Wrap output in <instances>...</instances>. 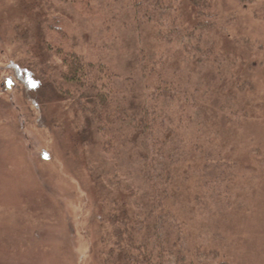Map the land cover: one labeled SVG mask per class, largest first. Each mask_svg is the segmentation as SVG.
<instances>
[{
    "label": "trees",
    "instance_id": "16d2710c",
    "mask_svg": "<svg viewBox=\"0 0 264 264\" xmlns=\"http://www.w3.org/2000/svg\"><path fill=\"white\" fill-rule=\"evenodd\" d=\"M55 3L62 6L58 14ZM16 5L24 12V23L12 28L17 47L9 66L14 78L53 93L63 102L59 113L63 107L71 115L72 145L83 153L97 200L99 261L228 264L215 249L188 246L184 220L171 202L173 183L184 163L198 181L197 193L188 204L201 202L202 192L211 191L212 185L232 183L236 164L214 144L199 142V133L208 128L205 99L188 74L185 78L170 67L167 57L161 58L157 46L173 45L174 55L201 66L218 69L219 61H228L225 55L219 59L215 46L216 34L220 42L227 35L213 0H20ZM71 11L77 23L93 25L94 46L116 27L128 36L121 63L116 64L107 50L90 56L82 53L68 21ZM142 28L151 38L150 47L141 45ZM198 32H206L207 38ZM111 37L118 40L114 32ZM187 40L196 43L194 56ZM240 74L248 77L237 67L231 84L249 85ZM53 111L57 116V108ZM230 118L236 124L239 116L230 112ZM186 125L197 135L189 143ZM187 215L194 218V210L188 209Z\"/></svg>",
    "mask_w": 264,
    "mask_h": 264
},
{
    "label": "rangeland",
    "instance_id": "374dc122",
    "mask_svg": "<svg viewBox=\"0 0 264 264\" xmlns=\"http://www.w3.org/2000/svg\"><path fill=\"white\" fill-rule=\"evenodd\" d=\"M17 1L0 0V264H102L95 233L97 200L83 153L72 145L71 115L63 107L59 113L63 102L53 93L39 91L29 81L26 88L12 75L9 60L17 47L12 28L24 23ZM213 4L227 35L220 42L214 34L215 46L220 60L224 55L229 59L217 61L218 69L201 66L194 59L182 61L174 55L173 45L170 49L157 46L172 69L180 70L185 78L188 74L198 85L208 124L199 133V142L214 144L233 158L234 178L228 186H210L211 191L202 192L201 202L188 204L197 193L198 181L184 163L173 183L171 203L184 220L189 247L200 244L215 249L228 264H264V0H213ZM61 8L55 3L57 14ZM70 13L73 36L84 55L107 50L116 64L121 63L128 39L121 29L105 32L102 42L94 46L93 25L77 23L75 13ZM205 33L198 32L207 38ZM141 34V45L150 47L146 28ZM187 43L194 56L196 43ZM237 67L248 75L240 74V78L249 85L231 84ZM221 106L224 112L219 111ZM52 108H57V116ZM230 112L238 114L236 124L230 121ZM184 134L186 143L197 137L191 126ZM188 209L194 210V218L187 215Z\"/></svg>",
    "mask_w": 264,
    "mask_h": 264
},
{
    "label": "water",
    "instance_id": "95a60500",
    "mask_svg": "<svg viewBox=\"0 0 264 264\" xmlns=\"http://www.w3.org/2000/svg\"><path fill=\"white\" fill-rule=\"evenodd\" d=\"M10 83H11V82H10V80H9V81L7 82V87H9V86H10Z\"/></svg>",
    "mask_w": 264,
    "mask_h": 264
}]
</instances>
